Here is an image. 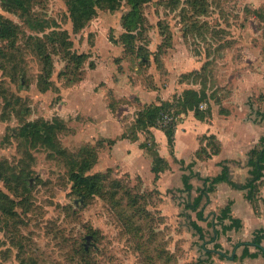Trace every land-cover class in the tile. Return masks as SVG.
<instances>
[{
  "label": "rangeland",
  "instance_id": "obj_1",
  "mask_svg": "<svg viewBox=\"0 0 264 264\" xmlns=\"http://www.w3.org/2000/svg\"><path fill=\"white\" fill-rule=\"evenodd\" d=\"M67 5L0 0V191L10 199L0 209V264H193L202 240L185 194L174 180L159 186L142 167L135 176L130 162L110 163L104 143L91 149L101 137L94 101L129 125L139 87L180 86L207 94L227 118H251L243 105L264 107V0H148L135 17L136 39L125 42L126 0L98 8L78 31ZM68 51L88 56L74 65ZM36 119L52 121V145L21 136ZM95 150L87 173L100 174L99 192L82 194L69 173ZM119 180L123 187L104 198L103 182L108 191ZM126 189L146 193L140 203L150 216L136 214Z\"/></svg>",
  "mask_w": 264,
  "mask_h": 264
},
{
  "label": "crops",
  "instance_id": "obj_2",
  "mask_svg": "<svg viewBox=\"0 0 264 264\" xmlns=\"http://www.w3.org/2000/svg\"><path fill=\"white\" fill-rule=\"evenodd\" d=\"M179 89L183 90V87L178 86L177 93L175 87L153 90L139 87L136 91V96H132L130 102L127 101L129 102V109L126 112H130L131 116L129 125L125 123L122 115L117 118L108 112L106 101L103 99H100L99 102L94 101L98 113L102 114V116L98 114L97 118H94V131L97 134L100 133L101 137L99 139L107 147L108 161L112 164L130 162L131 164L129 165L133 167V170L129 171L137 173L134 174L135 176H143L139 170L142 167L143 171L148 174L147 176L149 178L150 176L152 177L153 184L158 183L159 186L171 187V180H174V185L182 188V174L187 171L180 168L178 160H183L185 164L194 161L192 169L202 177H212L220 172L221 167L218 163L226 160L231 180L236 183H243L249 175L248 151L264 134V121L256 118L255 111L257 109L254 108L252 103H247L248 106L243 105L242 107L245 110L249 111L250 109L252 111L251 118L249 115L239 120L233 119L231 114L227 118V116L222 114L220 108L212 106L208 100L202 101L198 106L200 110L207 113L205 117L198 118L192 110L176 112L172 146L168 144L163 129L156 125L148 126L146 130L136 129V138L131 139L128 137V135H131V126L138 110L147 104L157 103L159 100L172 101L173 94L180 93ZM102 94H105V91ZM93 97L95 98L96 96ZM133 108H135L134 113L131 110ZM125 110L126 108L122 111ZM126 116L128 117V114ZM123 133H125V136H123ZM209 136L214 137L213 140L219 147L218 152L209 156H204L203 153V156L197 157L198 150L202 149V146L209 151L211 147L208 142ZM110 139L114 141L109 142ZM145 141L147 143L152 142V145H154L153 149L167 162V167L160 172L155 182L150 170L152 154L147 151L145 146L141 145ZM208 151L206 152L207 154L209 153ZM171 170L174 171L173 176H169ZM190 183L192 189L189 192H183L185 194L184 199L194 196L196 194L195 189L202 186L201 179L197 177H193ZM245 193V189L234 188L226 180H221L215 183V188L209 193L208 202L203 204V220H197L195 213L189 211L190 220L196 221L198 226L205 232L207 239L206 242H202L198 247L197 260L193 262L194 264H264V256L259 252L257 246L247 244L248 251L256 253V255L242 256L244 245L235 244L238 241L249 242L255 229L264 228V203L262 202V199H264V169L259 185V200L252 203L246 198ZM228 200H232L230 213L233 217L241 219L242 228L239 230H228L225 233H220L217 237L216 229L220 230V225L215 224L216 220L212 213H217L219 208L224 206ZM212 236L221 245V249L208 256L202 247L212 248L214 239L209 240ZM261 246L264 248V239L261 242Z\"/></svg>",
  "mask_w": 264,
  "mask_h": 264
},
{
  "label": "trees",
  "instance_id": "obj_3",
  "mask_svg": "<svg viewBox=\"0 0 264 264\" xmlns=\"http://www.w3.org/2000/svg\"><path fill=\"white\" fill-rule=\"evenodd\" d=\"M121 0H67V10L69 12V17L72 23V28L74 31H78L79 29H82V27L91 19V17L96 13L98 8H106L109 10L115 9ZM148 0H126V3L129 7L128 11L122 16V25L125 30V33H122L120 37L122 40L125 41H134L136 39V35H134L132 32L134 29H136L135 22L137 19H135L137 11L141 4L146 2ZM14 2L18 3L20 8L25 7V3L28 2V0H14ZM66 42V48H69L68 46L71 44L70 41L66 40V36L64 38ZM129 52H132V50H129ZM68 53V59L69 62H72L74 65L76 63L82 64L85 59L87 58V54L85 53H72L70 51ZM48 57V56H47ZM49 58V57H48ZM142 59H144V56H141ZM264 96V95H263ZM264 98V97H263ZM209 100V97L207 94H198L195 89L187 88L183 89L181 93L173 94L172 101L168 100H159L157 103H150L145 105L142 109L137 111V115L132 123L131 126V135H128L131 139L136 138L135 131L138 130H146L148 126H159L166 134L167 142L170 146H172V136L174 132V125L175 122L172 121L167 124H159V120L162 116V113L168 112L172 114L175 117V113L179 111H187L192 110L194 114L198 118L205 117L207 113L203 110H200L198 108L199 104L202 101ZM256 118H259V120L264 121V107L262 109H257L255 111ZM55 120H61V118L56 117ZM52 121H47L45 119L40 120H33V121H26L24 125L21 127L20 134L24 137H31L36 136L40 139H44V142H47L48 145H52L55 141V133L52 129ZM63 122V121H62ZM125 136V133H123ZM213 136H209V143L211 145L209 151L204 149L202 146V149L198 150L197 157H201L211 154H215L218 152L219 147L217 143L213 140ZM114 140H111L109 142H113ZM97 146H93L91 149H99L103 143L100 139L97 140ZM142 146H145L147 148V151L151 152L152 154V160H151V166L150 170L153 174V181L155 182L161 171H163L167 167L166 160L160 156L155 149H153L152 142L147 143V141L141 143ZM209 152L208 154L206 152ZM98 151L95 150V152L90 155L89 158L83 159L82 161V170L79 169L72 170L69 173V177L71 181L73 182L74 186L78 188L79 191L82 192V194H93L98 191L99 187V173H87V171L93 167V165L96 164L98 155ZM180 164V168L187 171L182 174V188H178L177 190L179 192H189L192 189V185L190 183V180L193 177H197L198 179H201L202 186L197 187L195 189L196 194L192 197H188L187 199H184L183 201V208L187 211H191L195 213V217L197 220H203V204L208 202L209 193L215 188V183L221 180H226L228 184H230L234 188H240L245 189L246 198L251 201L252 203H255L259 200L258 192H259V185L263 176V169H264V134L260 136L257 143L250 148L248 151V164L250 166L248 170V177L243 183H236L230 178L229 174V167L227 165V161H220L218 164L220 165V172L215 174L212 177L200 176L197 172H194L192 169L193 162H189L187 164L184 163L183 160H178ZM110 169V168H108ZM138 178V177H137ZM103 182V181H102ZM119 187H123V184L121 180L117 181L115 185L112 186V188H109L107 191L105 189V184L103 182V197L107 195V192L110 194V196L114 197L117 193V190ZM99 192V191H98ZM127 194V201L128 204L134 208V211L140 214V216H150V212L148 211L147 207L142 205L140 203V200L142 201L145 199L146 193L142 192V190H139L138 192H130L126 189ZM114 199V198H113ZM10 202V199L8 196H6L3 192L0 191V209L2 210H8V206L6 202ZM146 200H143V203ZM262 202L264 203V199H262ZM232 200H228V202L219 208L217 213H212L215 218V224L220 225V230L216 229V236L220 233H225L228 230H239L242 228V221L241 219L237 217H233L230 213V206H231ZM152 216V214H151ZM186 217L190 219V214L187 213ZM190 226L193 227V229L196 230L198 234V238L202 240V242H206L207 239L205 237V232L203 229L198 226L196 221L190 220ZM216 237V238H217ZM214 239V237H210L209 240ZM264 239V228L260 227L253 231L252 238L249 242H243L238 241L235 243L236 245L243 244V250H242V256L245 255H256V253H250L247 249V244H253L257 246L259 249V252L264 256V248L261 246V242ZM201 244V243H200ZM205 250V253L208 256H211L213 252H217L216 250L221 249V245L215 241L212 245V248L207 249L206 246L202 247ZM220 254V253H219ZM225 255V254H223ZM194 264V263H193Z\"/></svg>",
  "mask_w": 264,
  "mask_h": 264
},
{
  "label": "built area",
  "instance_id": "obj_4",
  "mask_svg": "<svg viewBox=\"0 0 264 264\" xmlns=\"http://www.w3.org/2000/svg\"><path fill=\"white\" fill-rule=\"evenodd\" d=\"M172 121L175 122V117L168 112H164V113H162V116L158 122H159V124H167V123H170Z\"/></svg>",
  "mask_w": 264,
  "mask_h": 264
},
{
  "label": "water",
  "instance_id": "obj_5",
  "mask_svg": "<svg viewBox=\"0 0 264 264\" xmlns=\"http://www.w3.org/2000/svg\"><path fill=\"white\" fill-rule=\"evenodd\" d=\"M87 241L91 239V235L86 236Z\"/></svg>",
  "mask_w": 264,
  "mask_h": 264
}]
</instances>
